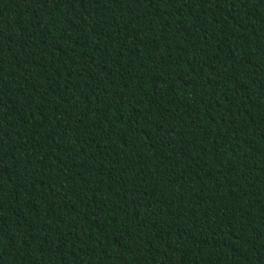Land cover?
Instances as JSON below:
<instances>
[{
    "label": "trees",
    "instance_id": "16d2710c",
    "mask_svg": "<svg viewBox=\"0 0 264 264\" xmlns=\"http://www.w3.org/2000/svg\"><path fill=\"white\" fill-rule=\"evenodd\" d=\"M0 264H264V0H0Z\"/></svg>",
    "mask_w": 264,
    "mask_h": 264
}]
</instances>
